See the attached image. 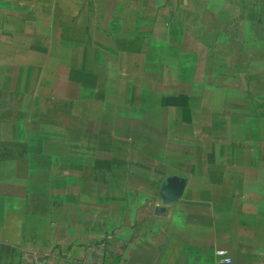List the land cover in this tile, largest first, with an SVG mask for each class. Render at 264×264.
<instances>
[{
    "label": "crops",
    "instance_id": "crops-1",
    "mask_svg": "<svg viewBox=\"0 0 264 264\" xmlns=\"http://www.w3.org/2000/svg\"><path fill=\"white\" fill-rule=\"evenodd\" d=\"M0 264H264V0H0Z\"/></svg>",
    "mask_w": 264,
    "mask_h": 264
},
{
    "label": "water",
    "instance_id": "water-1",
    "mask_svg": "<svg viewBox=\"0 0 264 264\" xmlns=\"http://www.w3.org/2000/svg\"><path fill=\"white\" fill-rule=\"evenodd\" d=\"M184 184V179L180 177H169L162 187V197L164 202L170 203L178 200L182 196Z\"/></svg>",
    "mask_w": 264,
    "mask_h": 264
},
{
    "label": "built area",
    "instance_id": "built-area-1",
    "mask_svg": "<svg viewBox=\"0 0 264 264\" xmlns=\"http://www.w3.org/2000/svg\"><path fill=\"white\" fill-rule=\"evenodd\" d=\"M217 254L223 258L224 261L230 262L231 259L227 256V251L224 249L217 250Z\"/></svg>",
    "mask_w": 264,
    "mask_h": 264
}]
</instances>
